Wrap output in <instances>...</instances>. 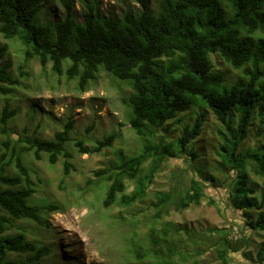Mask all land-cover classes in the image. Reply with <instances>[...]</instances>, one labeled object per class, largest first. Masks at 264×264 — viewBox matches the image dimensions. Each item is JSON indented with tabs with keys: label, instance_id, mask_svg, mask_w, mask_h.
Masks as SVG:
<instances>
[{
	"label": "trees",
	"instance_id": "1",
	"mask_svg": "<svg viewBox=\"0 0 264 264\" xmlns=\"http://www.w3.org/2000/svg\"><path fill=\"white\" fill-rule=\"evenodd\" d=\"M63 1L64 19L42 24L36 21L44 0H0V33L6 40H20L27 47V60L35 58L42 67L51 63L54 74L78 80L81 92L87 91L102 70L129 81L133 93L124 102L132 107V129L146 144L121 163L94 172L95 179L110 182L103 207L131 208L144 199L167 158L185 155L203 133L209 110L224 127L219 131L220 157L233 175L231 204L243 211L249 227L264 230V188L258 204L253 197L256 190L249 187L251 173L264 179V0H160L157 13L150 9V0H137L141 10L121 19L99 16L93 2L86 3L88 11L79 19L74 0ZM213 56L240 70L239 80L228 84L227 73L215 68ZM67 60L70 65L65 68ZM12 68L9 44L0 45L3 97L15 95L22 86L20 78L26 75L22 72L15 77ZM191 110L202 111L175 143L178 153L167 143H152L161 128L171 121H183L180 114ZM18 112L7 103L0 118V134L7 137L3 141L6 150L0 156V264H44L53 248L44 240L29 239L28 227L17 221L33 222L51 232L47 216L64 207H42L33 201L37 184L25 156L32 153L41 160L47 155L50 165L64 157V174H70L73 154L66 144L75 141L71 136L74 121L69 120L53 139H41L26 130L15 139L9 123ZM251 131L255 141L246 146ZM118 137L117 133L106 135L94 147L76 140L75 146L81 155L99 154ZM191 155L196 157V150ZM127 181L135 184L130 193ZM92 184L96 190L103 187L90 179L87 191ZM203 196L204 187L192 179L176 204L186 209L199 205ZM171 202H175L171 192L160 193L154 204L155 218L167 212ZM253 210L259 211L256 216ZM163 233L168 234L167 230ZM149 239L153 247L148 252L136 248L130 253L138 259L146 255L170 264L177 247L165 237L164 249L157 247L159 236L156 239L152 234ZM230 249L240 251L238 246L228 245L220 253L223 264H229ZM257 260L264 264V246Z\"/></svg>",
	"mask_w": 264,
	"mask_h": 264
},
{
	"label": "rangeland",
	"instance_id": "2",
	"mask_svg": "<svg viewBox=\"0 0 264 264\" xmlns=\"http://www.w3.org/2000/svg\"><path fill=\"white\" fill-rule=\"evenodd\" d=\"M91 2L95 5V13L101 17L121 19L128 12L141 10L137 0H74L79 19L88 11L86 3ZM159 3L160 0H150V9L154 13L159 11ZM65 13L63 0H44L36 23H54L64 19ZM3 44L10 46L14 76L26 74L20 78L22 86L15 95H0V118L7 103L12 110L19 109L18 115L9 123L14 130L12 138L17 139V135L26 130L41 139H53L71 119L74 121L72 138L83 140L85 146L94 147L97 140L111 133L119 135L111 148L99 154L81 155L75 141L67 143L74 166L67 176L64 174V157L50 165L47 155L41 160H36L32 153L25 156L37 184L33 201L42 207L47 204L64 207V211L47 216L54 230L51 232L33 222L17 221L18 225L28 227L29 239L44 240V244L53 248V254L44 259V264H166L164 259L146 255L138 259L130 253L136 248L143 252L152 249L153 243L149 239L152 234L156 239L157 236L161 238L158 248H166L164 237L177 247V255L170 264H223L220 253L228 245L240 248L238 252L228 250L229 264H260L257 253L264 246V230L255 231L249 227L243 211L231 204L229 194L233 175L220 157L222 138L219 131L224 127L211 111L208 110L203 133L185 155L167 158L144 199L131 208L119 205L104 208L103 200L110 182L105 178L95 179L94 172L121 163L141 152L146 144L132 129V107L124 102L133 93L129 81L102 70L87 91L81 92L78 80H69L65 74H54L51 63L42 67L35 58L27 60V47L20 40H6L0 33V45ZM213 62L216 69L227 73L228 84L239 80L240 70L218 56H213ZM69 65V60L64 62L65 68ZM201 111L180 114L183 121L169 122L159 130L152 143H167L178 153L175 143ZM254 138L251 131L245 145L254 143ZM6 140L7 137L0 134V156L6 150L3 142ZM193 149L196 157L191 155ZM90 179L103 187L96 190L92 184L87 191ZM192 179L204 187V196L199 205L181 209L176 204L177 199L190 188ZM126 185L128 193L135 188L132 181H127ZM249 187L256 190L253 197L259 204L264 179L251 173ZM162 192H171L175 202L169 204L167 212L160 218H155L154 204ZM252 212L256 216L259 211ZM165 230L167 235L163 233ZM11 232L18 231L12 229Z\"/></svg>",
	"mask_w": 264,
	"mask_h": 264
},
{
	"label": "clouds",
	"instance_id": "3",
	"mask_svg": "<svg viewBox=\"0 0 264 264\" xmlns=\"http://www.w3.org/2000/svg\"><path fill=\"white\" fill-rule=\"evenodd\" d=\"M11 121V120H10Z\"/></svg>",
	"mask_w": 264,
	"mask_h": 264
}]
</instances>
